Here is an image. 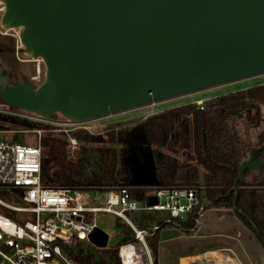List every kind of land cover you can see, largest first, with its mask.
I'll return each mask as SVG.
<instances>
[{
	"label": "water",
	"instance_id": "95a60500",
	"mask_svg": "<svg viewBox=\"0 0 264 264\" xmlns=\"http://www.w3.org/2000/svg\"><path fill=\"white\" fill-rule=\"evenodd\" d=\"M0 29H19L25 55L44 66L43 80L10 81L0 69V102L55 121L85 122L128 109L264 74V0H0ZM39 72V71H37ZM238 110L231 111V113ZM149 147H146L148 149ZM131 149L139 180L156 182L153 159ZM251 147L233 181L234 219L238 184L259 170ZM203 203L194 231L207 211ZM250 259L264 264V240L241 222ZM181 230L160 233L162 240ZM89 243L104 249L108 234L94 228ZM263 249V250H262Z\"/></svg>",
	"mask_w": 264,
	"mask_h": 264
},
{
	"label": "trees",
	"instance_id": "16d2710c",
	"mask_svg": "<svg viewBox=\"0 0 264 264\" xmlns=\"http://www.w3.org/2000/svg\"><path fill=\"white\" fill-rule=\"evenodd\" d=\"M245 106L254 110L246 126L258 127L262 121L260 107H264V85L217 97L202 110L192 104L175 107L152 115L130 129L105 136L76 131L73 137L79 147L71 157L66 136L47 132L40 138L41 184L83 189L114 185L143 187L132 189L133 194L146 192V186L197 187L200 205L187 220L180 223L181 231L189 233L195 227V219L203 203L233 210V181L238 165L245 156L246 144L229 124L231 111ZM35 129L48 130L53 127L0 113V131ZM257 141L259 144L264 142V133L257 137ZM130 146L137 157L148 155L154 160L155 183L139 180L130 161ZM178 154H182L186 160L181 161L174 156ZM199 168L203 170L201 177ZM255 183L264 185V166L260 176L238 185ZM236 206L246 216H239L233 211L236 218L248 230L252 231L254 227L264 240V189L241 188ZM135 222L139 228H145L150 224H159L160 219L156 213L146 212L137 215ZM129 240L131 237L127 236L123 242ZM159 240L158 232L147 238L154 261ZM65 251L75 264H106L102 258L93 261L78 240L65 246ZM108 259L111 264L117 263L115 251L108 254Z\"/></svg>",
	"mask_w": 264,
	"mask_h": 264
},
{
	"label": "built area",
	"instance_id": "2783aa9c",
	"mask_svg": "<svg viewBox=\"0 0 264 264\" xmlns=\"http://www.w3.org/2000/svg\"><path fill=\"white\" fill-rule=\"evenodd\" d=\"M2 11L0 4V15ZM0 35L6 32L0 29ZM193 104L202 109L201 100ZM77 123L80 122L62 120L57 123L60 128L44 130L63 133L72 155L78 146L71 126ZM33 131L40 135V130ZM41 156L40 136L35 144L12 142L0 136V191L13 193L19 202L13 205L0 199V264H75L65 246L76 240L89 243L88 236L99 228L97 217L102 214L113 216L130 232L131 240L115 249V264H155L147 238L163 230H181L180 223L200 205L197 187L146 186V192L133 194L132 189L143 187L44 186L40 181ZM3 210L17 214L18 218H10ZM146 212L156 213L160 223L139 228L135 218ZM198 217L199 214L195 221ZM225 252L228 255L222 259L226 264H242L230 249ZM233 259L235 262L231 263Z\"/></svg>",
	"mask_w": 264,
	"mask_h": 264
},
{
	"label": "rangeland",
	"instance_id": "374dc122",
	"mask_svg": "<svg viewBox=\"0 0 264 264\" xmlns=\"http://www.w3.org/2000/svg\"><path fill=\"white\" fill-rule=\"evenodd\" d=\"M19 29H12L6 32V35H0V69L2 70V74H6L10 76V81H18L22 82L25 79H31L35 77L33 80L34 86H37L43 80V71L44 66L41 61L32 60L31 58L27 57L23 51V48L19 42ZM6 49H9L6 51ZM39 63V64H38ZM39 71V72H37ZM264 84V74L249 77L242 80H237L231 83L207 88L198 92L189 93L181 96H177L174 98L166 99L160 102H156L154 104H148L132 109H128L125 111H121L118 113H114L108 116H104L101 118H97L90 121L80 122L71 126L76 131H87L89 134L93 135H102L105 136L108 133H115L117 131L123 129H130L133 126L140 123L142 120L155 115L157 113H161L163 111L185 106V105H195L193 104L194 101H202V106L209 104L215 98L220 97L222 95L230 94L237 90H246L252 86H258ZM0 113L5 115H11L15 117H27L32 121H37L47 125L48 127L53 128H60L57 123L62 122V119H57L53 122L49 120H39L32 114L24 113L19 110H12L8 108L6 105L0 102ZM261 115L264 121V108H261ZM246 113L243 110H238L237 112L232 113L231 122L236 127L238 136L241 137L247 145L255 146L257 143V130L254 129H246L245 127V119ZM68 128V127H66ZM261 129H264V122L262 124ZM40 130V135L37 134L36 131H14V130H5L6 132H0V136L2 138L10 139L12 142H20V143H27V144H35L38 142V138L42 137L45 133L49 131H45L44 129H37ZM4 131V130H1ZM77 141V140H76ZM77 146L79 147V143L77 141ZM78 151V148L73 152L74 155ZM167 153V152H166ZM72 155H69L71 157ZM179 160L184 161L186 160L182 154L174 155ZM200 177L203 175V170L199 168ZM0 199L6 203L17 205L19 202L15 198L13 193L9 191L1 190L0 191ZM209 209L215 210H222L225 211L227 208L226 206L221 207H203L204 211H208ZM4 214L9 216L12 219H17L18 215L9 211H2ZM163 217V216H162ZM97 225L103 231L108 234V242L104 249H98L91 244L87 243L86 241L81 242V248L85 251L86 254L92 256L93 261L103 259L106 261V264H111L108 259L109 253H114L117 246L123 242L124 238L130 235L129 229L118 222L113 216L102 214L97 217ZM183 232V231H182ZM186 236L187 235H194V231H190L189 233L183 232ZM184 240L185 238H180ZM203 242L206 243L209 239H201ZM236 243V242H234ZM237 244V243H236ZM237 247L233 249L235 259L239 260L242 264H260L259 262L253 263L251 259H248L246 254L245 248L241 244H237ZM262 247V245H261ZM159 257L157 258V264H165L162 262V254L163 245L159 244ZM184 248H182L183 250ZM189 251H193V247L187 248ZM181 250V249H179ZM263 250V249H262ZM264 251V250H263ZM239 252V253H237ZM217 253V252H216ZM220 256V255H219ZM225 256V255H224ZM206 260H197L195 263L198 264L201 261L207 262L208 264H213L216 262L212 255H207ZM210 257V258H209ZM221 257V256H220ZM154 260V259H153ZM233 263L235 260H232ZM156 262V261H154ZM216 264V263H215Z\"/></svg>",
	"mask_w": 264,
	"mask_h": 264
},
{
	"label": "crops",
	"instance_id": "0c3cea01",
	"mask_svg": "<svg viewBox=\"0 0 264 264\" xmlns=\"http://www.w3.org/2000/svg\"><path fill=\"white\" fill-rule=\"evenodd\" d=\"M242 232L243 229L241 228L240 221L238 219H234L233 217L223 214L222 212L217 213L214 209H209L202 220V224L197 230H195L194 235L186 236L183 232H181L180 236L178 237L166 240H162L160 238L157 243V257L155 264H157V258L159 257V244L163 245L161 256L162 262L165 264H180L181 259L200 256L199 258L190 260L186 263L192 264L197 260H206L207 257L205 255L210 252H217V254L221 256L213 258L216 261L213 264H223L225 262L222 259V256L228 255V253L225 252V249H230L234 254L233 249L237 247L236 245L238 243L243 246L239 238ZM182 237L185 239H180ZM201 239L209 240L205 243ZM190 246L193 247V251H189L187 249ZM182 248L184 249L182 250ZM247 256L248 259H250L248 254ZM198 264L208 263L201 261Z\"/></svg>",
	"mask_w": 264,
	"mask_h": 264
},
{
	"label": "flooded vegetation",
	"instance_id": "af4514ba",
	"mask_svg": "<svg viewBox=\"0 0 264 264\" xmlns=\"http://www.w3.org/2000/svg\"><path fill=\"white\" fill-rule=\"evenodd\" d=\"M264 85V84H263ZM258 86H260V85H258ZM252 87H256V86H252ZM252 87H249V88H247V89H250V88H252ZM246 89V90H247ZM238 91H245V90H237V91H234V92H232V93H235V92H238ZM232 93H230V94H232ZM227 95H229V94H227ZM222 96H224V95H222ZM206 106V105H205ZM205 106H202V109L205 107ZM261 108H264L263 106H261L260 107V110H261ZM202 109H200V110H202ZM239 110H243L245 113H246V119H245V127H246V129H254V130H257L258 131V133H257V136H256V138L257 137H259L261 134H263L264 133V129H261V127H262V124H263V119H262V121H261V123L258 125V127H256V128H250V127H247L246 126V122L250 119L249 117L251 116V114H253V112H254V110H253V108L252 107H247V106H245L244 108H241V109H239ZM233 129H234V131L237 133V130L235 129L236 127H234V125L232 124V122H230V124H229ZM237 135H238V133H237ZM239 137V136H238ZM241 138V137H240ZM242 139V138H241ZM244 141V140H243ZM245 142V141H244ZM245 144H246V142H245ZM264 145V142L262 143V144H259L258 143V141H257V143H256V145L255 146H249V145H247L246 144V151H245V156H244V158L242 159V160H244V159H246L247 157H248V153H249V150H250V148L251 147H261V146H263ZM263 152H264V149L263 150H261L260 152H258V153H256L255 155H254V157L255 158H258V159H261L262 160V162H263V164H262V167L259 169V170H246L245 172H244V174H246V176H245V178H243V180L242 181H245V182H249V181H252L255 177H257V176H260L261 174H262V170H263V166H264V154H263ZM146 157H148V155H143L141 158L138 156V160H139V165H140V173L141 174H143V171H144V164H145V160H146ZM154 161V160H153ZM154 166H155V164H154ZM241 181V182H242ZM239 186V185H238ZM241 188H247V189H257V190H263L264 189V185H261V184H258V183H255V184H252V185H245V186H239V190L241 189ZM232 203H233V201H232ZM241 222V221H240ZM242 223V222H241ZM243 224V223H242ZM250 231V230H249ZM250 232H252V231H250ZM263 247V246H262ZM263 249H264V247H263Z\"/></svg>",
	"mask_w": 264,
	"mask_h": 264
},
{
	"label": "bare ground",
	"instance_id": "6f19581e",
	"mask_svg": "<svg viewBox=\"0 0 264 264\" xmlns=\"http://www.w3.org/2000/svg\"><path fill=\"white\" fill-rule=\"evenodd\" d=\"M152 104H154V103H152ZM46 120V119H45ZM207 255H212L213 257L212 258H215V257H220L219 256V254H217L216 252H210V253H208V254H206L205 256H207ZM200 256H195V257H190V258H185V259H181L180 260V264H186L188 261H190V260H193V259H196V258H199ZM231 263H233V262H231ZM223 264H226V263H223Z\"/></svg>",
	"mask_w": 264,
	"mask_h": 264
}]
</instances>
